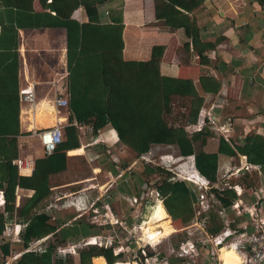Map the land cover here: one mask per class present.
<instances>
[{"label":"crops","instance_id":"1","mask_svg":"<svg viewBox=\"0 0 264 264\" xmlns=\"http://www.w3.org/2000/svg\"><path fill=\"white\" fill-rule=\"evenodd\" d=\"M181 1L183 9H178L198 27L196 44L184 28L171 27L165 20L157 18V0H111L97 6L94 19H91L83 6L75 11L73 19L81 25L92 22L105 28L124 26L122 50L119 49L120 40H117L113 49H101L102 53L92 51L99 50L100 43L105 45L103 28L95 29L94 33L90 32L87 36L88 42L93 45L89 54L84 53L78 58L79 49L78 56L74 51L76 60L71 67L68 31L65 28L20 29L17 41L10 40L8 44L4 38L0 45V131L4 128L1 124H12L5 128L15 131L19 123V135H7L10 139H16L18 145L17 158L12 164L16 166L18 159L34 163L33 170L27 174L19 170L18 174L15 170L13 172L19 177L29 178L33 175L36 162L46 157L38 135L41 131L62 124L64 142L67 141L69 127H75L78 131L79 147L67 151V169L50 176L51 193L35 210L37 213L47 214L52 223L59 227L55 234L42 239L43 246L47 247L50 243L61 240H65V243L58 244L60 247L78 246L89 238L105 236L107 230L110 234L113 230L116 231V225L102 226L95 223L89 212L81 211L78 205L66 204V201L83 198L86 204L91 205L95 199L87 187H92V182L100 177L105 181L98 185L96 199L100 200L97 207L102 210L108 207L114 220L123 222L125 227L130 225L131 228L134 223L137 224L139 211L142 209L135 206L134 199L137 198L140 202L142 190L148 186L149 190H157L160 180H153L156 174H144L145 167L151 168L156 164L136 158V152L121 143L112 124L95 132L93 123L80 124L72 110L73 99H76L77 105L87 108L86 113L99 111L103 105L100 103L102 100L96 101L89 96L95 90L100 92L104 87H110L116 76L117 81L123 80L124 85L148 84L149 71L145 69L143 82V68L140 64L152 60L155 47L165 48L160 64L161 76L194 80L199 95L204 98L203 108L212 109L213 115L218 119V130H208L210 135L205 140L203 137L198 138L194 143L195 153L203 151L218 154V170L216 174H210L212 178L203 175L195 165V154L189 156V159L181 157L178 147L174 145H154L151 152L159 157L169 155L175 159L180 158L176 163L180 161L181 164H193L201 176L216 187L224 189L223 191L228 189V184H241L245 189L243 200L248 204L255 202L251 191L264 189V10L257 0ZM196 4L198 6L194 7ZM33 10L35 13L45 12L38 0L33 3ZM27 18H31V14ZM27 18H24V24L28 23ZM2 21L7 22L5 15ZM27 21L36 22L32 18ZM116 30L113 29L114 33ZM117 38L119 39V35L115 36ZM201 53L203 54L199 55ZM201 77L206 79L209 88H212L210 81L220 84L219 92H204ZM23 90H30L34 94L33 102L22 101ZM60 96L69 100L68 108L56 104ZM191 100L190 97L174 96L173 111L168 115V120L174 126H184L186 132L193 136L197 131L194 126L189 127L194 124L189 118ZM177 103H180L179 107H176ZM223 141L224 145L221 143ZM81 163L90 168L89 175L84 176L81 170L75 169ZM246 164L261 166V169L238 176L234 171ZM17 175L14 174L18 177ZM177 182H184L192 192V207L195 212L197 189L188 182ZM7 187L8 183H4L1 190L6 193ZM219 187L215 189L219 191ZM34 193L30 187L17 185L14 189L16 208ZM162 203L161 207L165 208L163 200ZM0 214L4 216L5 228L8 224L16 223L23 226L22 232L25 230V223L19 221L16 213L10 214L5 207L0 209ZM168 216L175 230L168 226L169 220L152 226L149 225L151 217L145 221L144 224L151 232V227L164 225L162 230L153 231L159 234L152 236V239H170L187 231L194 222L193 220L187 227L177 228L172 217ZM229 216L235 218L233 212ZM246 219L236 218L237 222ZM84 226L87 229L84 230ZM3 234L0 235V264H17L29 247H25L21 235L7 239ZM82 248L78 247V253L71 255L73 264H81L79 252ZM176 248L178 247L171 245L169 254L163 252L160 258L166 259L169 264H185L172 255V249ZM200 252L199 258L202 256L205 261L203 264H213L208 249L200 248ZM101 258L108 264L103 256L94 258L92 264ZM118 262L123 261L116 263Z\"/></svg>","mask_w":264,"mask_h":264},{"label":"trees","instance_id":"2","mask_svg":"<svg viewBox=\"0 0 264 264\" xmlns=\"http://www.w3.org/2000/svg\"><path fill=\"white\" fill-rule=\"evenodd\" d=\"M34 1L36 0H0V45L4 42V38L7 39L5 43H8L10 40L17 41L20 29L65 28L68 31L69 63L71 67L76 60L74 51L78 56L77 51L79 49L80 54L78 58L84 53L89 54L93 45L88 42L87 36H89L90 32L94 33L95 29L103 28L102 33L105 34V45L102 46L100 43V49L92 51L94 53H102L103 50L101 49H113L114 43L117 40H120L119 49H123L122 31L124 26L105 28L92 22L81 25L73 19L75 11L82 6L85 7L91 19H94L97 13V6L111 0H38L45 9L44 13L34 12ZM257 2L264 10V0H257ZM182 3L181 0H157V18L165 20L171 27L184 28L187 35L193 38V42L196 44L199 34L198 27L189 16L178 9H183ZM197 6L196 4L194 7ZM29 14H31L33 20H36L35 23L27 21L31 19L27 18ZM4 15L7 18V22L2 21ZM24 18H27L26 22L28 23L24 24ZM113 29H117L115 33ZM113 34L115 36L119 35V39H115ZM164 51V47H155L152 60L140 64L141 68H143V82L145 69L149 71L148 84L139 83L136 86L132 84L124 85L123 80L117 81L116 76L114 83L110 87H104L100 92L95 90L91 94L92 96H89L95 100H102L100 103H103V105L99 111L86 113L87 108L77 105L76 99H73L72 110L75 118L80 124L93 123L95 132L109 123L112 124L118 132L121 143L134 150L136 158H141L145 156L143 154L150 153L154 145L177 146L181 157L185 158L195 154L197 169L203 175L212 178L210 174H216L218 170V154H208L203 151L195 153L194 150V143L198 138L202 139L203 137V140H205L210 135L208 131L211 128L210 124L208 123L202 132H196L197 134L191 136L186 132L184 126H174L168 120V115L172 114L173 111L172 98L174 96L190 97L192 100L190 102L189 118L194 121V124L189 125V127H195L204 106V98L199 95L194 80L161 76L160 64ZM200 81L204 92H219L221 86L217 82L210 81L212 82V88H209L206 85L204 77H201ZM73 97L75 98L74 94ZM1 125L4 128L0 131V135H2L0 136V189L4 188V183H8L6 190L7 203L5 207L7 212L12 215L16 213L19 221L25 223L26 227L21 233V237L27 248L33 241L48 237L59 230V227L52 223L51 217L45 213H37L35 210L38 209L51 193L49 185L50 176L64 172L67 169V151L79 147L78 131L75 127H69L67 141L63 142L53 154L39 159L36 162L33 175L25 178L17 175V166H13L12 164V161L17 158V140L10 139L7 136L19 135V123L16 125L17 129L15 131L5 128L12 124ZM221 143L224 145V141ZM14 170L17 174L13 172ZM159 173L166 174V178L160 181V184L156 188L164 201L165 208L159 207L153 212L149 219V225L152 226L169 220L168 214L177 225H181L180 228L191 225L195 216L192 207V192L184 182H171L172 174L166 169L161 167H145L144 174L148 176ZM14 174L18 177L14 176ZM9 176L11 179H9ZM12 179H15L17 182L12 181ZM17 185L20 187H30L35 191L34 195L19 208L15 206L14 197V189ZM213 191L220 196V200L225 207H229L237 197L236 193L229 189L223 192L216 189ZM213 222H216L214 218ZM163 227V224H158L151 227V229L157 231L162 230ZM219 230L218 226L209 229L211 233H216ZM4 231L5 220L3 214H0V235ZM153 231L154 237L159 234ZM186 239L187 234L182 241ZM64 243L65 240L50 243L42 253L27 252L21 256L17 264H73V256L58 253V249L61 248L58 244ZM101 256L106 258L108 264H115L123 257V255L115 256L111 249L99 248L97 246H89L79 252L81 264H92L94 258Z\"/></svg>","mask_w":264,"mask_h":264},{"label":"built area","instance_id":"3","mask_svg":"<svg viewBox=\"0 0 264 264\" xmlns=\"http://www.w3.org/2000/svg\"><path fill=\"white\" fill-rule=\"evenodd\" d=\"M21 99L24 102H33L35 97L30 90H23L21 92ZM56 104L63 108L69 107V100L64 96H60L56 100ZM210 124L212 131L214 128L218 130L220 127L219 121L216 116L213 115L212 109L203 108L200 112L199 120L195 129L197 132H202L207 124ZM219 132V131H218ZM217 134V133H216ZM219 134V133H218ZM41 144L46 156L53 154L57 148L64 142V132L62 124H58L55 127L41 131L39 134ZM141 159L150 164L154 163L156 156L154 153L150 152L145 156H142ZM178 159H175L173 156L162 155L160 157L162 164L160 167H164L169 172H172L173 169L171 166L176 164L179 173L174 175L171 178V181H185L192 184L195 189L198 191V197L196 200V211L195 219L193 224L186 231L188 239L181 242V244L176 249H172V254L178 259L185 262V264L196 263L197 258H199L201 252L200 248L208 249V253L212 258L213 264H222V255L225 250L234 251L239 257V264H264V189L259 188L258 190L250 191L255 198V202L248 204L243 200L245 194V189L241 184H228L227 187L229 190H232L236 193V200L232 202L229 207L223 206V203L220 200V196L214 192L215 186L213 183L208 181L206 178L201 176L195 169L193 164L188 163H176ZM187 159H189L187 157ZM16 166L21 173L27 174L33 170L34 163L31 160H22L18 159ZM261 166H240L234 171L238 176L244 174H251L256 171H260ZM219 191L224 189L220 188ZM152 197L159 200H163L160 193L157 190L151 189ZM100 200L92 202L91 205L86 204V201L82 199H72L68 202L70 205L76 204L79 209L83 212L94 213L93 218L95 223L100 225H120L125 231L128 232L130 237L131 245L134 244L137 246V252L133 255V258L129 262H118L116 264H156V261H159V264H169L166 259L160 258V253L152 254L149 252V248L156 251V247L159 246L151 244V236H143L144 238H137L136 236V224L134 223L131 228L125 227L123 222L119 220H114V215L111 213V210L106 209L105 213L97 207V202ZM138 199H134V203H138ZM6 193L4 190L0 189V209H4L6 206ZM233 212L235 218H231L229 213ZM213 218L216 221L213 222ZM236 218H247L244 221L237 222ZM218 223V224H216ZM237 225L233 227V225ZM11 225V226H10ZM10 226V227H9ZM215 226L221 227L220 230L216 233H211L210 228ZM142 227H140L141 230ZM23 226L20 224H8L6 225L3 236L10 239L19 237L21 235ZM142 231V230H141ZM147 239V240H146ZM43 240L33 241L28 248V252L42 253L46 250V247L43 246ZM84 247L86 246H97L104 249H111L115 256L123 255L125 247L123 246V241L121 242L118 239V234L115 230L107 237L105 236H96L89 238L83 242ZM79 245H71L68 248H59V254H70L76 255L78 253ZM130 250L131 247L127 246ZM7 264H11L7 262Z\"/></svg>","mask_w":264,"mask_h":264},{"label":"rangeland","instance_id":"4","mask_svg":"<svg viewBox=\"0 0 264 264\" xmlns=\"http://www.w3.org/2000/svg\"><path fill=\"white\" fill-rule=\"evenodd\" d=\"M180 103H177L176 104V107H179ZM103 152L105 153L106 152V148L103 150ZM154 163L156 164H162L161 163V160H160V157L157 156L156 159L154 160ZM154 167H160L159 165H156ZM161 168H164L161 166ZM171 168L173 169V171L171 172L172 176L171 178L176 175L177 173H179V169H178V166H171ZM77 171L81 170L82 171V175L84 176H87L90 174V168L88 166H86L85 163H81L79 164V166H76L75 168ZM166 178V174H162V173H159V174H156L154 177H153V180H163ZM105 181V179H103L102 177H100L98 180H95L94 182H92V187H87L88 191L89 192H92L93 194V197L96 201V197L98 195V185L99 183H103ZM143 192V197L142 199H140V202L139 203H134L135 206H140L142 209L141 211H139V217L137 219V224H136V236L137 238H146L143 236V234L141 233L142 231L140 230V227L143 226V224L145 223V221L148 220V218L151 216L152 212H153V208L156 206V204L158 203L157 202V198L155 196H151V190H149V186L146 187L145 189L142 190ZM67 200V199H66ZM65 200V201H66ZM63 202V201H61ZM66 204L67 205H70V203L68 201H66ZM144 209V210H143ZM102 211V213H105L106 212V209H100ZM89 214L93 215L94 216V213L92 211L89 212ZM95 221V219H93ZM218 224V223H217ZM168 226L173 228V224H172V221L169 220V223H168ZM130 227V225L128 226V228ZM181 225H177V228H180ZM83 229H87V226H84ZM175 230V229H174ZM68 231H72V229H68ZM116 232L118 234V239L122 242L123 241V246L125 247V251L123 253V257H122V261H131L132 258H133V255L136 254V252L138 251L137 250V246L130 243V237H129V234L127 231H125L120 225H116ZM186 231L183 232V233H179L178 235H174L172 238L169 239V237H159V239H157L156 241L154 242H151V244L153 245H157L158 243L159 246L156 247V251H154L153 249L149 248V252L152 254H155L156 252L157 253H160V257H161V254L163 255V252L165 253H168L169 254V250L171 248V245H173L174 247H178L181 242H182V239L185 237L186 235ZM105 237H107L108 235H110V232L107 230L105 233H104ZM147 240V239H146ZM69 246L71 245H66V246H63L61 248H68ZM80 248L83 247L81 250L85 249L86 247H84L83 243H80L79 244ZM127 246H130L131 249L129 250ZM100 248V247H99ZM63 255H69V254H63ZM173 255V254H172ZM205 263L204 259L202 258V256L198 259L197 258V262L196 263H190V264H203Z\"/></svg>","mask_w":264,"mask_h":264},{"label":"bare ground","instance_id":"5","mask_svg":"<svg viewBox=\"0 0 264 264\" xmlns=\"http://www.w3.org/2000/svg\"><path fill=\"white\" fill-rule=\"evenodd\" d=\"M162 205H163L162 201L159 200L158 203L156 204V206L153 208V212L156 211ZM141 230H142L144 236H151V238H152V236H153L152 235V232L146 227L145 224H143ZM157 238L159 239V237H157ZM154 239H156V238L151 239V242H154L153 241ZM222 258H223L222 259V261H223L222 264H239V261H240L238 255L234 251H232V250H225L224 253H223V255H222ZM95 264H106V263H105V260L101 258V259H97L95 261Z\"/></svg>","mask_w":264,"mask_h":264}]
</instances>
